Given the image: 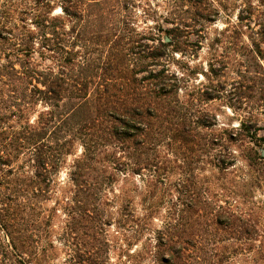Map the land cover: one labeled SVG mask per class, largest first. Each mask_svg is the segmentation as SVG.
Wrapping results in <instances>:
<instances>
[{
    "label": "trees",
    "instance_id": "16d2710c",
    "mask_svg": "<svg viewBox=\"0 0 264 264\" xmlns=\"http://www.w3.org/2000/svg\"><path fill=\"white\" fill-rule=\"evenodd\" d=\"M174 1H181L175 8L178 14L173 13L174 28L202 27L233 7L235 20L224 13L223 31L231 30L239 49L264 61V0ZM55 2L38 3L29 12L39 14L31 17L12 14L18 4L0 5V168L7 167L0 174L20 171L37 181L27 187L43 196L59 190L54 209L65 210L67 218L66 194L80 193V219L88 211L84 206L103 208L98 225L92 226L97 230L112 224L107 207L123 201L125 190L115 189L118 177L137 175L142 187H135L134 193L144 207L138 237L131 229V238L140 242L146 234L145 244L134 255L127 254L122 264L130 259L132 264H264L259 214L221 204L210 187L195 192L193 173L191 188L178 191L173 199L172 141L200 146L199 154H192L195 161L216 159L223 169L226 159L234 160L228 146L212 148L213 141L198 132L209 126L202 104L213 97L198 88L189 99L180 94L187 81L169 67L171 56L184 51L180 36L173 28H162L157 19L148 30L154 36L144 34L135 20L143 0ZM182 4L190 9L178 8ZM56 7L61 14L51 15ZM239 125L246 133L257 132L246 121ZM75 145L81 153L68 165L69 185L61 187L54 178ZM179 159L183 161L184 152L178 153ZM20 162L28 170L13 167ZM227 195L238 197L232 190ZM129 199L123 207L132 203V196ZM126 216L136 226V216L131 211ZM154 220L160 221L159 227H151ZM33 224L22 230L14 218L0 217V264H52L56 245L43 240L46 229L37 221ZM118 224L117 232L127 237L125 221ZM58 242L64 249L62 264H110L107 239L95 237L86 257H74L67 240Z\"/></svg>",
    "mask_w": 264,
    "mask_h": 264
},
{
    "label": "rangeland",
    "instance_id": "374dc122",
    "mask_svg": "<svg viewBox=\"0 0 264 264\" xmlns=\"http://www.w3.org/2000/svg\"><path fill=\"white\" fill-rule=\"evenodd\" d=\"M45 1L47 0H0V5L4 3L18 4V10H14L12 14L31 17L32 14L39 13H31L30 9L37 8L38 3ZM48 1L52 4L56 3V0ZM179 4L181 1L143 0L141 7L135 11L136 24L144 34L154 36V31L150 33L148 30L155 25L154 20L157 19L162 28H173V34L180 36L178 39L179 42H182L184 51L174 53L169 64L171 71L177 77L183 75L187 81L185 90L180 94L183 96L186 94L185 99H189L198 88L200 92L213 97L202 104V112L206 115L204 120L209 126L199 128L198 132L200 135L205 134L209 141H213L210 144L212 148L219 149L222 146H228L234 155V160L226 159L223 169L216 159H211L208 163L200 160L195 161L192 154H199L200 146L183 145L172 141L169 152L170 190L173 199L175 200L178 196V191L191 188L190 185L193 181L190 175L193 173L196 177L195 192L210 187V192L216 195L215 198L221 204L228 202L245 211L259 214L261 225L264 227V159L255 158L259 155L263 156L262 150L264 149V61L255 59V55L248 49H239L234 44L236 39L231 30L223 31L227 27V16L224 13H230L231 22L235 20L236 12L233 7L229 6L228 10L221 11L217 20L201 23L202 27L199 24H193L187 28L177 25V28H174L176 22H173L172 19L179 12L175 9ZM178 8L183 10L189 6L182 4ZM173 13L176 14L173 15ZM60 14L59 7L51 11V15ZM261 48L262 54H264V45ZM252 57H254L253 60ZM247 63L249 65H246ZM31 118L33 120L35 115ZM240 121H246L251 131L257 128L255 135L242 131L239 125ZM217 135H220V138L216 137ZM199 137L197 140L200 145ZM260 138L261 140H259ZM181 151L184 152L183 161L177 160L178 153ZM80 153L81 147L75 145L73 154L67 158L65 166L61 167L54 178L61 187L69 185L68 165L71 159ZM19 166H24V169L28 170L27 165L22 162L13 164L15 168ZM3 167L0 169L7 168ZM8 175L9 173H5V171L0 174V217L14 218L22 230L36 221L40 228L46 229L47 233L41 232V238L45 241L52 240L56 245V254L53 256L52 264H62L63 262L64 249L58 241L67 240L74 257L77 254L86 257L89 245L94 243L95 237H98L100 241L107 239L110 264L126 262L127 254L134 255V251L145 244L146 234L141 237L140 242L131 238L133 235L131 229H136V239L138 237L140 230L138 218L142 215L144 207L140 203L139 197L134 193L135 187H142V182L137 175H127L126 177L120 175L118 177L115 189L125 190L123 201H118L107 207L108 214H111L112 217V224L100 227V230L93 229L92 226L98 225L97 220L103 213V208L84 206V209L86 208L88 211H84L83 219H80V204L77 201L81 202L84 199L80 193L66 194L70 198V216L67 218L65 210L54 209L56 208L55 201L61 195L59 190L43 196L33 188L27 187L29 184L35 185L36 180L26 178L20 171L18 175ZM231 190L235 191L238 197L228 196L227 194ZM112 196L113 194L110 193L109 200H112ZM127 196H130L129 201L132 196V203L123 207L126 205ZM129 211L133 217L136 216V226L131 222L133 218L126 216ZM121 219L125 221L126 228L130 231L127 233V237L117 232L118 221ZM66 220L67 227L65 226ZM159 225L160 221L154 220L151 227L157 228ZM95 231H98L97 236ZM2 234L0 230V236ZM26 235L23 234V236ZM97 257L98 260L101 258V253L98 251ZM129 262L132 264L131 259Z\"/></svg>",
    "mask_w": 264,
    "mask_h": 264
},
{
    "label": "water",
    "instance_id": "95a60500",
    "mask_svg": "<svg viewBox=\"0 0 264 264\" xmlns=\"http://www.w3.org/2000/svg\"><path fill=\"white\" fill-rule=\"evenodd\" d=\"M262 155L264 156V149L262 150Z\"/></svg>",
    "mask_w": 264,
    "mask_h": 264
}]
</instances>
